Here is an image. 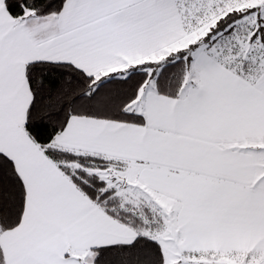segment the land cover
<instances>
[{"label":"snow or ice","instance_id":"6c2138e0","mask_svg":"<svg viewBox=\"0 0 264 264\" xmlns=\"http://www.w3.org/2000/svg\"><path fill=\"white\" fill-rule=\"evenodd\" d=\"M0 264H264V0H0Z\"/></svg>","mask_w":264,"mask_h":264}]
</instances>
